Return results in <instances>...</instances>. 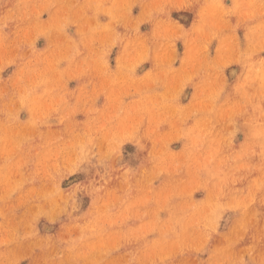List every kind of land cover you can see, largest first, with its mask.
Masks as SVG:
<instances>
[{"label":"rangeland","instance_id":"obj_1","mask_svg":"<svg viewBox=\"0 0 264 264\" xmlns=\"http://www.w3.org/2000/svg\"><path fill=\"white\" fill-rule=\"evenodd\" d=\"M0 264H264V0H0Z\"/></svg>","mask_w":264,"mask_h":264}]
</instances>
